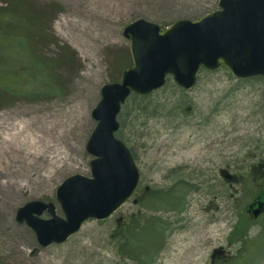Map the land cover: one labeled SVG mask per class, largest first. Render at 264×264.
<instances>
[{"label":"rangeland","instance_id":"obj_1","mask_svg":"<svg viewBox=\"0 0 264 264\" xmlns=\"http://www.w3.org/2000/svg\"><path fill=\"white\" fill-rule=\"evenodd\" d=\"M217 1L0 0V30L25 39L22 57L37 60L29 84L34 95L17 88L14 95L5 93L0 70V126L35 108L48 126L40 125L39 134L49 142L37 161L22 164L3 155L0 170L43 171L48 155L61 150L65 157L47 188V182L33 186L32 179L19 178L25 191L16 204L4 211L0 201L2 215L8 212L28 239L19 243L23 259L15 260L0 235V264H136L123 254L118 233L152 222L159 226L143 244L153 256L148 264H264V216L253 222L245 212L255 193L264 191V179L252 170L264 164V76L235 78L224 67L199 70L192 89L180 88L169 75L164 87L127 98L116 136L128 146L140 178L137 190L107 218L87 219L63 243L42 246L16 216L19 207L40 200L65 218L56 188L72 174L91 177L93 156L85 145L97 123L91 110L101 86L120 81L131 65L125 26L145 18L164 29L219 9ZM22 18L26 26L19 25ZM1 46L0 67L13 52L10 42ZM40 217L50 215L44 210ZM214 248L225 254L211 259Z\"/></svg>","mask_w":264,"mask_h":264},{"label":"water","instance_id":"obj_2","mask_svg":"<svg viewBox=\"0 0 264 264\" xmlns=\"http://www.w3.org/2000/svg\"><path fill=\"white\" fill-rule=\"evenodd\" d=\"M219 9L198 19L179 18L164 29L138 18L125 26L131 65L120 81L101 86L92 111L96 125L86 142L91 177L72 174L56 188L65 218L53 203L28 201L16 213L32 227L39 245L63 243L87 219H105L134 193L139 171L128 146L115 135L118 114L131 94L147 95L162 88L171 75L175 84L191 89L201 68L223 66L235 78L264 76V0H218ZM252 217L264 212V192L247 205ZM47 210L50 218L40 214Z\"/></svg>","mask_w":264,"mask_h":264},{"label":"bare ground","instance_id":"obj_3","mask_svg":"<svg viewBox=\"0 0 264 264\" xmlns=\"http://www.w3.org/2000/svg\"><path fill=\"white\" fill-rule=\"evenodd\" d=\"M44 120L40 121L37 109H24L20 115H13L8 119V127L1 128L0 126V159L3 157L7 159L9 156L13 157L22 164L25 162H33L40 160L45 156L47 148H49V142L44 141L39 134L40 125L44 129ZM70 149L74 146L72 142H68ZM63 151L59 150L56 154L48 155L49 167L43 171H7L5 168L0 170V201L4 205V211H7L8 207L14 206L21 196L20 192L25 191V186L18 182V179H32L35 181L33 186H37L38 183L47 182L46 188L49 186V179L54 177L60 170V166L65 157L62 155ZM65 162V161H64ZM1 164V160H0ZM30 183V182H29ZM28 183V184H29ZM24 230L15 226L12 223L11 216L8 212H5V217L0 211V235L3 236L5 242L8 241L6 253H10L13 259L18 260V256H22L23 250L20 249L19 243L22 241L26 243L28 239L24 238ZM23 259V256H22Z\"/></svg>","mask_w":264,"mask_h":264},{"label":"trees","instance_id":"obj_4","mask_svg":"<svg viewBox=\"0 0 264 264\" xmlns=\"http://www.w3.org/2000/svg\"><path fill=\"white\" fill-rule=\"evenodd\" d=\"M1 16L2 15H0V18H2ZM26 24V19H19V25L26 26ZM0 35V46L10 42L13 47L12 54H9V56L6 57L3 61L2 67H0V70H4V76L7 80V86H4L3 91L9 95H14L11 91L17 88L23 91L22 94L29 91L31 95H34L36 92L29 87V84L35 80L34 77L37 75L33 68V61L37 60H34L33 57L30 56L29 58L22 57V55L24 56V49L26 46H24L25 39L21 36L10 35V33H7L5 30H0ZM1 48L4 47H0V59H3L1 56V54H3ZM21 59H27L28 62L25 60V63H23ZM167 197L169 198V196ZM154 219L156 221L155 217ZM158 226V224L155 225V223L152 222L149 224L148 228L142 229L140 226V228H137L134 225L125 228V230L119 231L117 239L122 241L120 246L123 249L125 257H128L131 261H135L136 264H148L147 262L151 261L150 259L153 256H150L148 248H145L143 244H147L145 241L151 236V234H155L154 231ZM240 237L244 238V235L240 234Z\"/></svg>","mask_w":264,"mask_h":264},{"label":"flooded vegetation","instance_id":"obj_5","mask_svg":"<svg viewBox=\"0 0 264 264\" xmlns=\"http://www.w3.org/2000/svg\"><path fill=\"white\" fill-rule=\"evenodd\" d=\"M254 172H256V176H259V177H261V178H263L264 179V164L263 165H260V166H258V168L257 167H254V169H252ZM256 176H254L253 177V181L255 182L256 181ZM260 192H262V191H258V192H256L255 193V196H254V198L249 202V203H247L245 206V212L248 214V217H249V219L251 220V221H253V222H255V220H257L258 218H261L262 216H264V212L263 213H261V214H259V215H257L256 217H252L251 215H250V213L248 212V210H247V205L248 204H250L251 202H253L254 201V199L259 195V193ZM248 220H244V222H247ZM238 229H240V228H238ZM225 254V252H224V249H221V248H214L213 249V251H212V255H211V259L212 258H215V257H221L222 255H224Z\"/></svg>","mask_w":264,"mask_h":264}]
</instances>
